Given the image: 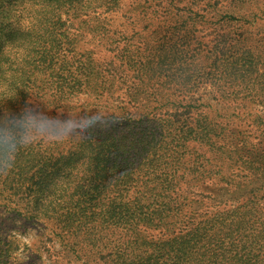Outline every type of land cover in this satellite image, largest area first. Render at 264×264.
I'll return each instance as SVG.
<instances>
[{
    "label": "trees",
    "instance_id": "16d2710c",
    "mask_svg": "<svg viewBox=\"0 0 264 264\" xmlns=\"http://www.w3.org/2000/svg\"><path fill=\"white\" fill-rule=\"evenodd\" d=\"M119 5L0 0V117L25 105L69 116L81 95L102 99L104 110L83 116L65 143L21 150L0 175L2 213L51 223L61 245L94 264H264V139L206 136L222 129L193 122L190 91H163L172 75L160 70L161 56H115L100 73L79 45L86 37L117 45L105 16ZM236 51L215 49L203 73L247 84L220 89V99L264 106V69L253 67L264 48ZM255 119L264 124V108ZM12 246L0 230V264Z\"/></svg>",
    "mask_w": 264,
    "mask_h": 264
},
{
    "label": "rangeland",
    "instance_id": "374dc122",
    "mask_svg": "<svg viewBox=\"0 0 264 264\" xmlns=\"http://www.w3.org/2000/svg\"><path fill=\"white\" fill-rule=\"evenodd\" d=\"M105 17L108 24L105 28L110 31L108 35L120 34L117 45L89 37L79 45L81 51L91 54L100 73L115 56L144 57L147 60L154 55L161 56L160 70L173 77L164 80L163 91L172 95L190 91L192 99L199 104L192 109L193 122L208 130L222 129L223 135L206 136L216 140L264 139V124L255 119L263 113L260 99H220L217 93L220 89L242 90L247 84L219 82L216 74L203 73L206 59L214 57L217 48L220 52L232 54L235 51L238 55L241 52L236 50L248 48L254 51L251 55L261 56L264 0H120L117 10ZM249 54L246 55L251 57ZM262 59L264 57L256 59V65L253 63L258 73L264 69ZM147 70L157 71V67L151 64ZM130 71L128 75L137 73L134 69ZM71 105L73 110L69 116L88 117L104 112L102 99L88 96L76 97ZM50 113L58 118L67 116L60 111ZM47 126L52 131L64 127L59 120L51 121ZM206 150L201 147V152ZM50 227L51 223L12 221L0 209L1 235L13 242L9 264H94L77 249L61 245L58 231L51 233Z\"/></svg>",
    "mask_w": 264,
    "mask_h": 264
},
{
    "label": "clouds",
    "instance_id": "9594fccd",
    "mask_svg": "<svg viewBox=\"0 0 264 264\" xmlns=\"http://www.w3.org/2000/svg\"><path fill=\"white\" fill-rule=\"evenodd\" d=\"M56 120L64 127L52 131L47 125ZM85 123L83 117L70 115L58 118L29 105H25L18 113L8 112L0 117V175L9 173L21 150L44 142L65 143L77 137Z\"/></svg>",
    "mask_w": 264,
    "mask_h": 264
}]
</instances>
